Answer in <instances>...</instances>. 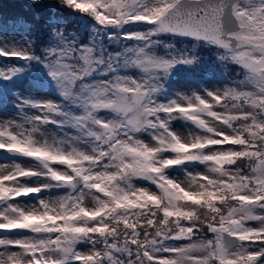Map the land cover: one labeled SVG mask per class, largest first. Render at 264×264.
<instances>
[{"label":"snow or ice","instance_id":"6c2138e0","mask_svg":"<svg viewBox=\"0 0 264 264\" xmlns=\"http://www.w3.org/2000/svg\"><path fill=\"white\" fill-rule=\"evenodd\" d=\"M58 3L0 29V264H264V0ZM201 48L238 78L166 87Z\"/></svg>","mask_w":264,"mask_h":264},{"label":"rangeland","instance_id":"374dc122","mask_svg":"<svg viewBox=\"0 0 264 264\" xmlns=\"http://www.w3.org/2000/svg\"><path fill=\"white\" fill-rule=\"evenodd\" d=\"M0 29L5 31L9 39L15 35V31L9 27ZM14 60L15 58H0V66ZM216 64L217 65H215L213 61H209L206 58L201 57L200 64L195 67L189 68L185 66H178L170 77L166 87L170 90L179 91L182 94H190L193 90L192 87L199 88L200 86H203L204 88L213 90L222 89L227 86L228 81L234 80L235 78L233 77L230 79L224 76L223 72L225 69L221 67L218 62H216ZM16 90L22 91L26 96H32L37 99L40 97L58 98L48 77H46V79L42 82H36L29 75L24 84L18 86ZM12 101L13 98L9 96L7 104L9 111L6 113V116H0V123L5 120L12 119L15 115V105ZM184 123L185 122L183 121L174 122L176 130L186 132L187 128L183 127ZM8 162L9 161L0 158V164ZM29 203H31V201H29Z\"/></svg>","mask_w":264,"mask_h":264},{"label":"trees","instance_id":"16d2710c","mask_svg":"<svg viewBox=\"0 0 264 264\" xmlns=\"http://www.w3.org/2000/svg\"><path fill=\"white\" fill-rule=\"evenodd\" d=\"M51 17L64 19L69 31L74 30L79 23L60 7L58 0H36L35 3L32 0H0V28L9 27L14 30V27L23 25L40 33L42 25ZM199 50L205 56L212 53L208 48ZM237 71L235 67L229 66L223 75L232 79L237 76ZM30 77L36 82H42L47 75L39 65H35L30 69Z\"/></svg>","mask_w":264,"mask_h":264},{"label":"clouds","instance_id":"9594fccd","mask_svg":"<svg viewBox=\"0 0 264 264\" xmlns=\"http://www.w3.org/2000/svg\"><path fill=\"white\" fill-rule=\"evenodd\" d=\"M32 2H34V0H32Z\"/></svg>","mask_w":264,"mask_h":264}]
</instances>
